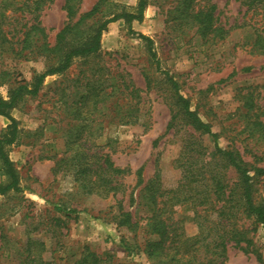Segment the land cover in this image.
Returning a JSON list of instances; mask_svg holds the SVG:
<instances>
[{
  "label": "rangeland",
  "instance_id": "1",
  "mask_svg": "<svg viewBox=\"0 0 264 264\" xmlns=\"http://www.w3.org/2000/svg\"><path fill=\"white\" fill-rule=\"evenodd\" d=\"M98 1L81 0L75 20ZM63 4L64 0H53L39 15L49 47L67 23ZM136 5L137 0H106L102 13L83 30L113 14L133 12ZM194 7H214L216 32L202 38L196 27L178 26L176 0H148L143 21L132 25L133 33L121 21L109 24L97 54L76 59L62 75L47 77L36 97L23 98L10 111L19 138L8 148V156L18 173L20 191L0 196V264H36L31 262L34 259L75 264L85 249L111 264H155L144 253L145 243L156 238L145 228L150 210L142 188L156 169L161 171L163 189L176 187L180 171L174 161L182 139L192 131L179 123L169 127L174 110L172 92L138 33L151 39L161 71L174 79L191 110L218 135V145L225 148L233 142L244 161L251 162L244 149L252 148L253 143L245 141L246 134L239 131L246 113L242 97L248 93L255 101L254 112L264 123V54L252 47L257 35L264 36V10L248 9L242 0H195ZM6 15L13 17L3 29L9 31L8 39L16 42L18 32L30 25V17L10 11ZM13 49L20 46L13 44ZM22 55L12 53L7 43L0 46V97L5 100L11 87L31 84L48 64L45 56L29 51ZM87 83L99 97L106 94L105 98L88 94ZM129 85L141 91L135 106L137 125H125L112 116L117 99L127 103L126 92L119 93ZM112 87L114 94L110 95ZM75 107L80 108L78 119L71 114ZM8 125L0 116V134ZM79 133L83 138L75 145ZM201 141L206 148L213 147L209 136H202ZM73 150L88 156L100 150L125 170L117 195L84 194L73 171L57 170L56 165L59 168ZM259 166L264 169V161ZM140 170L142 184H137ZM260 179L258 193L264 198V178ZM5 182L0 171V184ZM119 203L139 222L136 232L114 222ZM170 217V229L186 237L197 234L189 204L174 208ZM249 236L264 258V226ZM225 264L260 263L230 242Z\"/></svg>",
  "mask_w": 264,
  "mask_h": 264
},
{
  "label": "trees",
  "instance_id": "2",
  "mask_svg": "<svg viewBox=\"0 0 264 264\" xmlns=\"http://www.w3.org/2000/svg\"><path fill=\"white\" fill-rule=\"evenodd\" d=\"M52 1L0 0V46L7 43L9 50L17 56L22 57L24 51H29V54L45 56L48 62L45 71L35 76L31 84L13 86L8 90L6 100L0 97V116L9 121V125L0 134V171L6 178V182L0 184V196L11 191H20L18 173L8 156V148L19 138L18 124L11 117L10 111L23 98L36 97L47 77L62 75L76 59L97 54L100 51L101 36L109 24L121 21L127 30L133 33L132 25L143 21L148 6V0H137L133 12L113 14L110 18L97 22L96 26H88V30H83L89 25L88 21L102 13L106 0H99L88 12L79 15L77 20L75 19L81 0H64L63 10L67 23L56 34L54 46L49 47L47 34L40 26L39 15ZM242 1L248 9L264 10V0ZM194 4L195 0H176L177 16L174 19L181 20L178 26L184 23L196 27L201 37L206 38L216 32L213 21L214 7L208 10L196 9ZM8 11L13 15L27 14L30 17L27 21L30 25L24 26V30L18 32L20 37L16 42L8 39L10 33L3 29L13 17L6 15ZM18 19L15 18L16 21ZM136 36L143 42L156 70L163 75L172 92L174 110L169 127L174 128L179 123L180 126L189 127L192 131L188 137L182 139L179 155L174 161L175 168L180 171V180L176 187L171 190L163 189L161 171L156 169L153 178L142 188L144 193L142 198L150 210L145 228L156 238L145 243L144 253L155 264H225L226 247L232 242L244 253L252 254L257 262L264 264L262 254L249 236L256 232L258 226H264V198L259 195L257 187L260 178H264V169L259 166L264 161V123L259 119L258 113L254 112L255 101L252 95L248 93L242 97L246 113L242 116V128L239 133L246 134L245 141L253 143L252 148L244 149L252 158L251 162H246L233 142L225 148L218 145V135L212 132L208 123L202 121L198 114L191 110L189 101L180 93L174 79L167 72L161 71L151 39L139 33ZM13 44L19 45L20 49H13ZM252 47L264 54V36L257 35ZM86 86L89 87L88 94L95 98L99 97L94 86L90 83ZM113 89L115 88L112 87L110 95L114 94ZM125 92L127 103L117 99L112 104V116L125 125H137L139 118L135 106L140 99L141 91L129 85L124 86L119 94L124 95ZM105 96L106 94L99 98L103 99ZM135 100L137 102L133 105ZM93 104H98V101ZM79 110L80 108L75 107L71 111L74 118H79L81 114ZM204 135L212 139V148L203 146L201 137ZM82 138V133L77 134L75 145ZM91 159L93 161L89 162ZM61 161L63 164L59 163V168L57 164V170L61 167L64 171H73L74 181L84 194L107 198L110 195H117L121 188L119 181L125 170L116 167L110 156L101 153L100 150L90 156L82 150L80 152L73 150L68 159ZM137 184H142L141 170L138 173ZM186 204L193 209L194 222L198 229L193 237H186L170 229L172 225L170 216L174 208ZM114 222L130 232H136L139 228V222L134 221L132 214L124 211L120 203ZM31 262L51 264L41 259H34ZM75 264L111 263L108 259H101L85 249Z\"/></svg>",
  "mask_w": 264,
  "mask_h": 264
}]
</instances>
